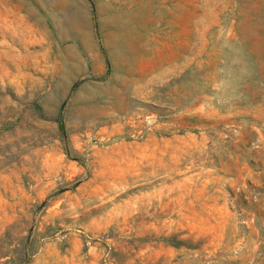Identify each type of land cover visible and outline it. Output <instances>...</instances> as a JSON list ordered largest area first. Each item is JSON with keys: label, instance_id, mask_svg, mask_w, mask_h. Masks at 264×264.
<instances>
[{"label": "rangeland", "instance_id": "1", "mask_svg": "<svg viewBox=\"0 0 264 264\" xmlns=\"http://www.w3.org/2000/svg\"><path fill=\"white\" fill-rule=\"evenodd\" d=\"M0 264H264V0H0Z\"/></svg>", "mask_w": 264, "mask_h": 264}, {"label": "trees", "instance_id": "2", "mask_svg": "<svg viewBox=\"0 0 264 264\" xmlns=\"http://www.w3.org/2000/svg\"><path fill=\"white\" fill-rule=\"evenodd\" d=\"M57 123H58L59 132H60L61 136L63 137V139H65L66 138V131H65L64 122H63V118H62L61 114L57 117Z\"/></svg>", "mask_w": 264, "mask_h": 264}]
</instances>
